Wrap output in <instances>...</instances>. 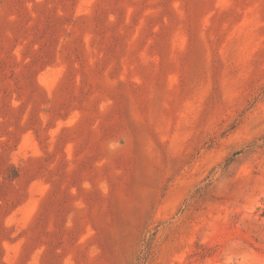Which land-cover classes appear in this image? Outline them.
Wrapping results in <instances>:
<instances>
[{
	"label": "rangeland",
	"instance_id": "1",
	"mask_svg": "<svg viewBox=\"0 0 264 264\" xmlns=\"http://www.w3.org/2000/svg\"><path fill=\"white\" fill-rule=\"evenodd\" d=\"M0 264H264V0H0Z\"/></svg>",
	"mask_w": 264,
	"mask_h": 264
}]
</instances>
